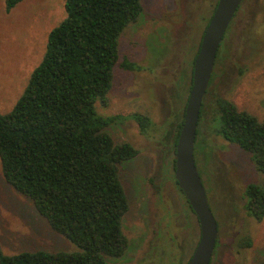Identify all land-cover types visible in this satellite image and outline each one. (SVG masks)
<instances>
[{
    "label": "rangeland",
    "instance_id": "374dc122",
    "mask_svg": "<svg viewBox=\"0 0 264 264\" xmlns=\"http://www.w3.org/2000/svg\"><path fill=\"white\" fill-rule=\"evenodd\" d=\"M217 1L143 0L140 19L120 37L106 104H96L98 116L117 118L104 131L116 144L130 143L137 150V156L119 168L129 202L122 220L129 247L121 259L108 260L112 264H186L198 243L197 219L175 186L164 143L174 121L184 114L191 65ZM64 3L23 0L6 11L5 0H0V114L11 111L40 64L48 34L66 17ZM217 57L206 102L220 97L261 121L264 0L242 1ZM125 60L132 69L121 67ZM182 72L185 81L178 86ZM135 114L151 121L146 136L133 120ZM207 122L200 125L203 145H194V158L218 227L210 264H264V220L256 221L243 209L246 186L264 187V174L255 169L248 153L214 135L218 118ZM245 237L251 245H245ZM0 247L7 255L77 251L50 228L30 199L6 183L1 163Z\"/></svg>",
    "mask_w": 264,
    "mask_h": 264
},
{
    "label": "trees",
    "instance_id": "16d2710c",
    "mask_svg": "<svg viewBox=\"0 0 264 264\" xmlns=\"http://www.w3.org/2000/svg\"><path fill=\"white\" fill-rule=\"evenodd\" d=\"M22 1L5 0V10ZM142 1L65 0L66 17L48 34L40 64L11 111L0 114L4 180L77 249L7 255L0 247V264H112L108 260L127 252L122 220L129 202L119 168L135 158L137 150L130 143L116 144L104 131L117 118L98 116L96 104H106L120 37L140 19ZM121 67L133 65L125 60ZM183 72L178 86L185 81ZM183 116L174 121L164 143V159L172 172ZM209 118L219 119L214 135L248 153L255 169L264 174V118L259 121L238 111L220 97L206 102L205 95L195 138L199 148L200 127ZM133 120L146 136L145 129L152 127L149 118L135 114ZM243 199L244 211L256 221L264 220V187L247 185ZM243 240L251 245L249 238Z\"/></svg>",
    "mask_w": 264,
    "mask_h": 264
},
{
    "label": "water",
    "instance_id": "95a60500",
    "mask_svg": "<svg viewBox=\"0 0 264 264\" xmlns=\"http://www.w3.org/2000/svg\"><path fill=\"white\" fill-rule=\"evenodd\" d=\"M242 1H217L193 61L191 88L175 147L174 168V179L194 213L200 231L198 243L186 264H210L217 249L218 227L195 165L194 145L200 109L213 73L217 51Z\"/></svg>",
    "mask_w": 264,
    "mask_h": 264
},
{
    "label": "flooded vegetation",
    "instance_id": "af4514ba",
    "mask_svg": "<svg viewBox=\"0 0 264 264\" xmlns=\"http://www.w3.org/2000/svg\"><path fill=\"white\" fill-rule=\"evenodd\" d=\"M214 70V69H213ZM191 73V72H190ZM192 74V73H191ZM212 76H213V73H212V75H211V78H212ZM180 77H182L181 75H180ZM192 78V77H191ZM183 79V78H182ZM174 166H175V164H174ZM175 168V167H174ZM173 173H174V171H173ZM172 178V177H171ZM173 179V178H172ZM173 181H174V183H175V186L178 188V186H177V183H176V181H175V179H173ZM179 189V188H178ZM180 190V189H179ZM183 194V193H182ZM184 196V195H183ZM185 198V197H184ZM187 202V201H186ZM187 204H188V202H187ZM188 206H189V204H188ZM191 209V208H190ZM192 211V210H191ZM194 214V213H193ZM198 223V222H197ZM199 227V226H198ZM211 263V262H210Z\"/></svg>",
    "mask_w": 264,
    "mask_h": 264
}]
</instances>
